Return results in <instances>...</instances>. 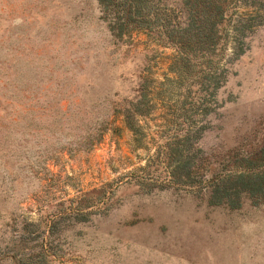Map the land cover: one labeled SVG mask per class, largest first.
<instances>
[{
    "label": "rangeland",
    "instance_id": "1",
    "mask_svg": "<svg viewBox=\"0 0 264 264\" xmlns=\"http://www.w3.org/2000/svg\"><path fill=\"white\" fill-rule=\"evenodd\" d=\"M0 264H264V0H0Z\"/></svg>",
    "mask_w": 264,
    "mask_h": 264
},
{
    "label": "trees",
    "instance_id": "2",
    "mask_svg": "<svg viewBox=\"0 0 264 264\" xmlns=\"http://www.w3.org/2000/svg\"><path fill=\"white\" fill-rule=\"evenodd\" d=\"M109 1V0H108Z\"/></svg>",
    "mask_w": 264,
    "mask_h": 264
}]
</instances>
